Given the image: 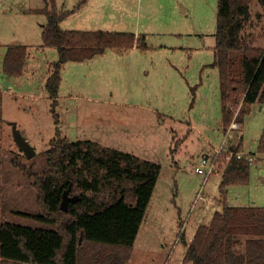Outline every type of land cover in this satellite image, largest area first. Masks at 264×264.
I'll list each match as a JSON object with an SVG mask.
<instances>
[{
    "label": "rangeland",
    "instance_id": "374dc122",
    "mask_svg": "<svg viewBox=\"0 0 264 264\" xmlns=\"http://www.w3.org/2000/svg\"><path fill=\"white\" fill-rule=\"evenodd\" d=\"M55 2L57 12L75 11L61 23L64 30L134 33L139 43L130 49H108L91 61L68 62L61 72L57 125L46 83L59 52L44 46L42 40L47 17L41 10L47 6L51 9L52 2L0 0V52L26 47L24 75L7 77L0 93L5 220L56 230L53 225L18 214L39 210L29 169L41 173L46 168L45 152L57 131L71 141L102 138L103 147L131 152L162 165L127 264H192L184 262L182 235L189 241L199 221L208 224L214 212L222 210L221 176L213 175L204 184L203 176L193 168L202 155L221 146L225 135L229 147L241 146L243 138L240 149L257 159L250 184L229 188V204L264 206V174L260 171L264 169V157L258 154L264 107L254 105L239 130L230 129L237 113L230 126L222 124L219 70L211 66L215 60L218 0ZM125 24L128 29L122 26ZM244 35L264 46V0L252 4ZM143 42L145 48L140 46ZM99 98L118 103V107L109 109L114 122L111 127L103 126L106 135L102 134L98 116L104 106L93 102ZM74 105L76 120L82 126L78 130L69 123ZM15 130L34 148L32 158L20 151ZM12 160L24 168L14 167ZM209 196L214 203L206 198Z\"/></svg>",
    "mask_w": 264,
    "mask_h": 264
},
{
    "label": "trees",
    "instance_id": "16d2710c",
    "mask_svg": "<svg viewBox=\"0 0 264 264\" xmlns=\"http://www.w3.org/2000/svg\"><path fill=\"white\" fill-rule=\"evenodd\" d=\"M255 1L261 0H218L215 60L211 66L219 70L225 128L236 113V121L244 124L254 105L264 107V46L244 35ZM51 2V9L47 6L41 10L47 17L42 40L44 46L59 52L46 83L58 124L56 107L63 65L93 59L108 49H130L139 42L134 33L128 32L64 30L61 23L75 11L57 12L55 0ZM140 46L146 45L143 42ZM25 55L26 47H9L5 73L21 75ZM240 145L236 151L243 150V138ZM49 146L46 168L41 173L29 169L38 213L18 214L53 225L56 230L3 219L0 157V264H127L162 165L92 140L71 141L59 131ZM258 154L264 157V130ZM11 163L24 168L19 161ZM252 167L237 157L230 161L219 186L222 210L214 212L208 224L198 226L190 243L184 235L181 237L186 247L185 263L264 264V206H231L227 196L229 187L250 184ZM66 192L69 201L64 210L61 205Z\"/></svg>",
    "mask_w": 264,
    "mask_h": 264
},
{
    "label": "built area",
    "instance_id": "2783aa9c",
    "mask_svg": "<svg viewBox=\"0 0 264 264\" xmlns=\"http://www.w3.org/2000/svg\"><path fill=\"white\" fill-rule=\"evenodd\" d=\"M235 121L230 127L231 130L240 129L241 124ZM227 139L228 135H225V139L223 140L221 146L213 153L208 152L205 155H202L199 162L193 168L196 174L203 176L204 184H206L213 175H220L222 177L225 169L234 157H237L240 160L248 161L251 166L256 163L257 159L254 155L245 153L244 151H236L235 147H229L227 145Z\"/></svg>",
    "mask_w": 264,
    "mask_h": 264
},
{
    "label": "crops",
    "instance_id": "0c3cea01",
    "mask_svg": "<svg viewBox=\"0 0 264 264\" xmlns=\"http://www.w3.org/2000/svg\"><path fill=\"white\" fill-rule=\"evenodd\" d=\"M261 1H263V0H261ZM256 2V1H255ZM260 2V1H259ZM254 3V2H253ZM252 3V4H253ZM252 4H251V6H252ZM86 5V4H85ZM44 26L45 25H43L42 27L44 28ZM125 29H128V25L127 24H125ZM136 47V46H135ZM134 48V47H133ZM138 48V47H137ZM6 52H7V50H6ZM6 52H5V50H2V52H0V93H3L4 92V90L2 89V87H4L2 84L6 81V78L7 77H14V76H11V75H8V74H6L5 73V71H4V68H3V66H4V59H5V55H6ZM104 54V53H103ZM103 54H101V55H103ZM98 56H100V55H98ZM98 56H96V57H94L95 59L98 57ZM93 58V59H94ZM92 59H88V60H85V61H91ZM85 61H83V62H85ZM83 62H78V63H83ZM68 64V62L66 63V64H64L63 65V67H62V69L64 68V66L65 65H67ZM26 67V66H25ZM25 67H24V70H23V73L21 74V75H24V72H25ZM62 72V71H61ZM20 75V76H21ZM49 78V77H48ZM62 82H63V78H62ZM62 82H61V85H60V89H59V95H60V90H61V87H62ZM10 89H8V90H11L12 88H11V86L9 87ZM93 102H95L96 104H102L101 106H104L103 108H104V110H101V112L99 113V124H100V129L103 131V133L102 134H105L106 135V131L103 129V126H107L108 125V127H111L112 126V122H114V120H111L110 118H111V114L113 113L112 111H109V109H113V108H115V107H118V103H116L117 101H108V100H105V99H103V98H99V99H93ZM0 105H1V100H0ZM100 106V105H99ZM71 108H73L72 109V111H74V116H70V120H71V122H69V123H71L72 125H73V127H74V129H79V128H81L82 126L80 125V123H79V121L78 120H76V118H77V116L75 115V111L77 110V107L74 105V106H72ZM260 109H263V107L261 106V108ZM58 125V124H57ZM93 141H95V142H97V143H99L100 145H102V146H106L104 143H103V140H102V138H97V140H93ZM263 174H264V169H262L261 168V170H260ZM220 183H221V179H220ZM219 186H220V184H219ZM230 188V187H229ZM229 188H228V191H227V196H228V192H229ZM220 192V191H219ZM206 198H209V200L211 201V202H213L212 201V198L209 196V197H206ZM205 200V199H204ZM214 203V202H213ZM5 214L3 215V219L5 220ZM146 217V216H145ZM201 217V216H200ZM5 221H8V220H5ZM202 223V220L201 221H199L198 222V224H197V227H196V229H195V231L197 230V228H198V226L200 225ZM142 227V226H141ZM194 234H195V232L193 233V235H192V237H191V239L188 241V243H190L191 242V240H192V238L194 237ZM139 235V234H138ZM185 254H186V250H185V253H184V257H185ZM184 259V258H183Z\"/></svg>",
    "mask_w": 264,
    "mask_h": 264
},
{
    "label": "water",
    "instance_id": "95a60500",
    "mask_svg": "<svg viewBox=\"0 0 264 264\" xmlns=\"http://www.w3.org/2000/svg\"><path fill=\"white\" fill-rule=\"evenodd\" d=\"M122 26L125 27V25H122ZM14 135H15V140L20 148V151L23 152L25 156H27L28 158H32L35 155L34 148L31 147L29 142H27L26 139L17 130H15ZM68 201H69L68 193L66 192L64 195V200L61 205L62 209L64 210L68 209Z\"/></svg>",
    "mask_w": 264,
    "mask_h": 264
}]
</instances>
